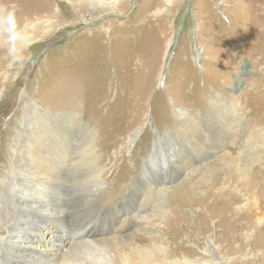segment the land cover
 Masks as SVG:
<instances>
[{
	"label": "rangeland",
	"instance_id": "obj_1",
	"mask_svg": "<svg viewBox=\"0 0 264 264\" xmlns=\"http://www.w3.org/2000/svg\"><path fill=\"white\" fill-rule=\"evenodd\" d=\"M96 2L0 0V28L19 27L0 31V195L17 129L41 120L61 148L76 137L59 204L77 224L57 223V238L86 222L95 237H126L146 218L158 230L148 248L169 260L264 264V226L242 187L253 179L264 207V0ZM70 111L77 126L54 115ZM181 196L200 202L184 200L179 221ZM223 197L237 224L220 212ZM214 246L221 258L207 253Z\"/></svg>",
	"mask_w": 264,
	"mask_h": 264
},
{
	"label": "bare ground",
	"instance_id": "obj_2",
	"mask_svg": "<svg viewBox=\"0 0 264 264\" xmlns=\"http://www.w3.org/2000/svg\"><path fill=\"white\" fill-rule=\"evenodd\" d=\"M96 1L102 5L101 7L110 6V4L118 5L116 3V0H96ZM74 2L75 1H73L72 3L73 10L76 9V5ZM5 16L1 17L2 21L4 18H7ZM19 19L20 18H17L16 20ZM7 25L8 22L6 23V25H4V27H2V29L0 28V31L3 34L8 33V31H11L12 32L11 34L16 33V29L19 28V27L16 28L18 25L15 20L13 23H10L9 26ZM30 27H33V25H30ZM167 45L169 46V43ZM2 46L5 47L6 45L0 44V47ZM78 111H76V114L70 111L65 113L58 112L59 114L55 113L54 115H58V116L60 115L59 118L62 119L63 117L66 119L69 118V121H71V118L74 116L76 119V126H77L80 117V113H78ZM179 111L180 112L178 114V117H180L181 118L180 120L183 121L182 114L185 111L183 109H180ZM38 113L42 114V112L40 111H38ZM27 119H29L28 116ZM29 121L31 122L30 119ZM32 123H30V125L28 126L22 123L20 124V127L17 129L18 137L16 138L15 141L14 140L12 141V147L10 148V153L12 154L10 168L9 171L8 170L6 171L5 173L6 175L3 181L1 182V187L4 186L5 188L9 189V194L7 196L0 195V264H164V263L193 264L194 263L192 259H189L187 257H185L183 260L182 259L169 260L166 257V249L163 246L161 247L158 246L156 247V249L148 248L146 241L150 237L147 234H151L152 232L153 233L158 232V230H156V228L154 227H151L146 221V218L144 220L145 223L141 225L139 224L138 228L135 231V233H137L138 231H142L139 237H135V233H132L126 237L124 236L95 237V230L92 227H88L89 222H86L80 225L78 224L79 227L78 225L77 227H75L76 230L75 233L74 234L71 233V235L73 236L67 237L66 239H63L62 237L57 238V233H56L57 231H54L55 225H57V223L65 222L68 228L77 224L72 219L69 220L67 217H65L67 211H65L64 207H61V204H59L62 203L61 201L67 200L66 190L68 187L71 186L70 184H68V181L65 178L67 165L70 164H66L64 159L68 157L69 158L68 163L70 162L72 156L71 151L76 137L71 136L72 137L70 139L71 141H69L70 143L68 142L69 146L66 143L65 147L61 148L56 143H54L55 135H57V133H55V129L50 128V126L41 124L43 123L41 120L39 121L35 120ZM64 126L66 127L65 124ZM192 127L197 129V126L195 125ZM29 130H34L33 137H30L32 139L31 142L19 138L23 136L22 134L27 135L26 133H28ZM199 132L201 133V131ZM140 134L141 131H137L136 133H134L132 137V141H134ZM202 135L203 133H201V136ZM202 137L205 139L204 135ZM159 141H157L156 144H158ZM53 153L58 155H55L56 157H54L51 155ZM167 155L168 154L166 153L165 156L163 155V161H166V163H168ZM78 160L76 162H78ZM63 164L66 165L64 167V171H62ZM72 170L73 168L71 169L69 168L68 171L71 172ZM98 177H99V181L98 180L96 182L94 181L95 185H97L96 189L94 190V197H96V192H99L98 191L100 189L99 185L102 184L104 181V180L102 181L100 174H98ZM253 182H254L253 179L250 180L248 177H246L242 185V187L245 189V192L248 195L247 198L249 201L248 212H250V218H253L255 215L259 214L260 222L262 223V226H264V207L260 206V204L256 200L257 199L256 196H253L257 192V189L254 186ZM261 183L264 184V180ZM21 187L23 188L21 189ZM235 190L239 192L238 187H235ZM72 195L73 192L72 194H70V196ZM90 197L92 198V196ZM181 197L183 198L179 197L180 210H179V215L177 216V220L179 221L184 217L183 208L181 206H185L184 200L186 198L185 196H181ZM221 200L224 201V202L221 201L224 203L222 206V208L224 209H222L220 212L224 215L225 219L226 217L230 218L231 219L230 222L232 224L234 223L237 224V222H239L238 221L239 219L237 220V217H233L232 214L230 213L232 207L229 198L226 199L225 197H223L221 198ZM185 201L188 202L187 204L191 202L192 204L195 203L197 204L200 202L199 199L197 200L195 199V201L194 200L193 201L185 200ZM207 205L208 203L206 204V206ZM92 212L94 211L92 210ZM203 212L207 214L210 211L209 209L204 207ZM133 240L135 241L137 240L138 242L134 243ZM28 241H32L30 247L36 248V250L27 249L28 246L26 244ZM60 243H62V245H59ZM207 253H209V255L211 256L217 255L220 257L219 254L220 250H218L216 246L208 248ZM159 257H162L163 259L156 261V258ZM203 264H213V263L204 262Z\"/></svg>",
	"mask_w": 264,
	"mask_h": 264
}]
</instances>
